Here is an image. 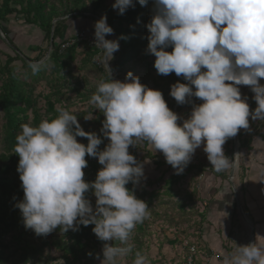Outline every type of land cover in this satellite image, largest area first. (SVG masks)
I'll use <instances>...</instances> for the list:
<instances>
[{
  "label": "clouds",
  "instance_id": "clouds-1",
  "mask_svg": "<svg viewBox=\"0 0 264 264\" xmlns=\"http://www.w3.org/2000/svg\"><path fill=\"white\" fill-rule=\"evenodd\" d=\"M137 2L148 4V0ZM134 7V0H115L112 5L119 15ZM154 9L146 25L147 52L155 56L158 75L175 73L187 82L170 87L169 94L178 104L191 97L202 101L189 118L178 123L181 117L170 110L162 92L141 84L131 72L125 82L111 78L109 62L120 45L118 39L105 38L114 30L102 16L94 24V40L103 50L102 63L110 81L98 83L89 103L102 112L100 133L109 143L99 150L100 136L85 131L77 116L64 109L38 126L21 124L16 136L14 151L24 196L15 207L23 226L46 237L58 228L66 233L78 231L80 225H94L92 232L105 242L100 264H117L131 253L129 239L137 224L150 215L148 204L126 187L138 185L144 177L143 164L129 153L130 146L147 142L164 155L176 174H182L203 144L212 169L221 172L233 167L240 156L225 155L227 140L249 129V118L264 121V84L260 83L264 79V0H154ZM29 67L33 73L40 70L38 63ZM238 86H248L254 93V110L250 111ZM77 137L86 138L87 146ZM86 156L102 166L93 182L84 180ZM89 191L95 197L94 208L86 196ZM258 239L264 237L257 235L255 242L237 245L223 264H264V245ZM133 264H147V259L137 252Z\"/></svg>",
  "mask_w": 264,
  "mask_h": 264
},
{
  "label": "rangeland",
  "instance_id": "rangeland-1",
  "mask_svg": "<svg viewBox=\"0 0 264 264\" xmlns=\"http://www.w3.org/2000/svg\"><path fill=\"white\" fill-rule=\"evenodd\" d=\"M13 1L10 3V7L19 11L20 5ZM72 1L49 0V11L54 13L55 17L52 21V26L54 27L57 22H63V39L56 40L55 44H59L61 41L65 43L73 41L71 44L80 42L75 40L76 31L80 28L86 30L85 32H89L88 34L93 33L94 35V24L97 19H92L90 13L95 0H82L79 4V10L81 11L79 15H82V17L78 19H72L75 14H70ZM113 1L106 0L105 5H109ZM154 14L155 11L151 12V18ZM5 19L4 30L8 40L14 47L19 49L22 57L28 59L27 64L38 63L40 65L38 72L33 73L32 71L25 77L27 68L23 67L20 62L13 63V65H16L15 74L22 76L24 82L21 88L31 96L32 106L27 112L28 119L23 124H31L33 110L38 111L41 115L43 114L45 109L44 97H48L54 103V109L58 113L60 109H64L76 115L78 122L85 131H91L92 129L100 131L104 116L95 105L89 103L86 97L96 92L99 82H108L105 79L110 78L109 74L105 73L108 72L107 69L103 66L104 72L103 68H98L94 62L95 60L102 62L103 51L94 59V57L88 56L87 47L79 43L76 49V59L70 64L68 70L55 74L49 65L44 66L51 53V48L48 41L44 38L43 32L36 26L28 23L21 12H13L6 16ZM85 19H92L94 22L87 21V24H89L86 25L84 23ZM78 23L84 24L78 28ZM4 35L2 34L0 40V66L5 63L6 56L14 57V52L4 40ZM105 38L116 40L114 35H109ZM119 52L118 50L113 54L114 59L109 63V67L117 65L119 62ZM146 63H150V66L147 67ZM152 63L153 56L151 54L148 52L140 54L134 61L128 64L119 67L118 65L114 66L111 78L113 80H119L118 78L125 79L127 73L131 72L134 76L139 77L141 84L153 89L152 80L157 79V73ZM114 75L118 78H115ZM260 83L264 84V79H261ZM238 87L240 88L242 98L247 97L250 111L254 110L257 107L255 101L252 99L254 93L251 92L248 86ZM159 91L163 93V97L170 110L181 117L178 121L181 124L184 119L189 118L192 108L202 103L201 100H194V97H191L187 103L180 105L175 99H170L167 96L166 89L164 91L162 87ZM85 117H90L92 120L86 121ZM2 123L0 118V165L2 160L11 156V151L7 149L3 141ZM249 124V129H241L238 134L241 135V140L248 141V146H251L255 138L264 137V121L249 118ZM104 141V145L106 146L109 141L106 138ZM144 144V141H136L135 146L129 147V153L137 155L138 158L145 152L150 153L152 156L151 159L142 162L144 177L141 178L135 191L136 195H140L144 191L147 194L154 193L155 197H152L149 203H147L150 208V215L142 222L141 231L139 232L135 228L129 239V244L132 245V252L120 258L117 264H133L137 252L146 257L147 264H184L190 247H194L195 252L197 251L196 248L199 249L196 252L198 259L196 264H209L210 256L212 257L213 254L202 242V233L206 224L205 214L210 207V199L219 192L221 187L220 178L224 177L221 179L222 184L224 181L227 182L226 172H216L212 169L206 153L200 151L192 157L191 162L188 164L194 165L195 168L190 171L185 168L183 171L184 176L176 184L172 185L170 193H167L168 186H165L167 180L172 176H179L180 174H176V170L166 163L165 157L162 156L161 152L156 151L148 143ZM244 148L240 149L239 142L237 154H240V156L237 157L235 178L237 174L240 176L244 173V167L242 166L246 152L243 150ZM223 149L226 151V156L229 155L228 151L233 152V138L227 140ZM154 162L165 164L156 167L153 164ZM206 176L215 178L216 183L210 181V184L205 186L204 179ZM8 184L15 188H22L20 179L12 180ZM239 192L242 193L241 190ZM240 193L238 198L241 203L242 197ZM147 199L148 196L144 198V200ZM90 201L94 208V195H91ZM3 212V210H0V215ZM231 227L233 231L230 234L236 237L242 231L244 235L241 239L237 240L238 244L234 242L235 247L229 246V242L233 243L230 239L222 241L225 244L223 245V249L226 252L224 258L235 253L237 245H247L250 242V239L248 242V238L251 228L243 221L237 208L231 218ZM60 235V232L54 230L46 237H38L32 230L25 229L24 226H14L11 229L4 230L0 236V264H24L23 259L20 257V251L25 245L42 248V254L29 257L26 264H63V261L60 259L61 254L58 251L54 248L43 246L44 242L54 239V237H60ZM102 248L103 245L97 248V256L99 255L100 259L95 258L92 264H100V261L103 259Z\"/></svg>",
  "mask_w": 264,
  "mask_h": 264
},
{
  "label": "trees",
  "instance_id": "trees-1",
  "mask_svg": "<svg viewBox=\"0 0 264 264\" xmlns=\"http://www.w3.org/2000/svg\"><path fill=\"white\" fill-rule=\"evenodd\" d=\"M12 1L13 0H0V29L1 32L5 34L4 40L6 44L14 52V57L6 56L5 63L0 66V118L3 122L1 128L3 132L4 144L7 149L11 151V156L2 160L0 165V210L4 211L3 214L0 215V236L4 230L11 229V227L14 226H23L20 210L15 207V205L23 199V189L20 187L15 188L12 185H9L8 182L11 183L12 180L19 179V173L17 172L19 157L14 151L16 136L21 132L20 125L28 119L27 112L32 106L30 100L31 96L21 88L24 82L22 80V76L15 74L16 65H13V63L20 62L23 67L27 68L25 77L32 72V69L29 67L30 64H27L28 59L20 57V54H18L19 49L14 47V45L8 40L4 30V21L6 20L5 17L13 12H21L24 14L28 23L36 26L39 30H41V32H43L44 38L48 41L51 48V53L48 56L47 61L44 63V66L49 65L55 74H59L60 71L68 70L70 64L76 59V49L78 48L79 43L87 47L86 49L89 57H94L95 59V57L97 58L101 53L95 48L82 42H75L63 50H60L61 46L65 44V42L61 41L59 44H55L54 42L58 39H63V22H57L54 27L52 26V21L55 17L54 13L49 11V0L13 1L20 5L19 11L10 7V3ZM105 1L106 0H95L91 7L90 14L92 19H97L95 21L100 20L102 16L107 17L108 26L114 30L112 35H114L116 40H119L120 52L119 62L117 63L119 67L134 61L138 55L145 54L147 52V36L149 35V32L146 25L151 22V12L155 11L154 0H148V4L146 6H141L137 0H134L135 7L129 8L123 15H119L118 10L112 9V5L115 3V0L109 5H105ZM81 2L82 0L72 1V4L70 5V14H75L72 19L82 17V15H79L81 13L79 10V4ZM92 19H89V21L94 22ZM121 37L123 38L120 39ZM166 51L171 52L172 49L168 48ZM143 56L146 57L145 55ZM154 61L155 56H153V67ZM117 65L109 67L110 71L112 72L114 66ZM145 65L148 67L150 66V63H146ZM98 68H103V71L105 72L102 65L98 66ZM105 73L108 75V72ZM115 78L118 77L115 76ZM118 79L125 82V79ZM105 80L110 81V78ZM177 82L187 83L184 81L183 77H177L175 73H171L167 76L157 74V79L152 80L153 89L159 90L163 87L164 91L166 89L168 94L167 96L170 99H174L169 94L170 87ZM91 96L92 95L87 96L86 99L90 101ZM44 100V112L41 115L38 111L33 110L31 126H38L41 121L45 119L51 120L58 116L59 113L54 109V103L51 102L48 97H44ZM194 100L199 99L194 97ZM87 132H96L97 135L100 136L103 143L99 146V150H103L105 147V138L102 136L100 131L92 129ZM77 140L87 146L88 141L86 138L77 137ZM240 140L241 135H239L240 149L248 146V141ZM146 144L147 142H145L144 145ZM132 155H134L140 163L144 160L152 158L148 152H145L139 158L135 154ZM85 159L88 161V166L83 170L85 173L84 180L86 182H93L96 178L97 172L102 168V166L98 163L96 158L86 156ZM153 164L158 167L163 166L165 163L154 162ZM194 168V165H188L186 167L188 171L193 170ZM183 176L184 173L179 176H172L167 180L165 185L166 187L168 186L167 193H170L171 186L176 184ZM136 186L129 183L126 187L130 190H134V194L138 199L149 203L150 199L155 197L154 193L147 194L144 191L140 195H136ZM91 195V191L86 194L89 200ZM146 196H148V199L144 200ZM9 205H11V207H9ZM93 227L94 225H89L87 227L80 225L78 231L69 230L66 233H62L58 228L56 229V232L61 233L60 237H54V239L44 242L43 246L51 247L58 251L61 254L60 259L64 261V264H92L98 254L97 248L105 243L97 239L95 234L92 232ZM141 228L142 223L137 224L136 230L140 232ZM113 243L118 244L119 242ZM196 250L199 251L198 248H196ZM196 252L192 264H196L198 261ZM89 253H91V255H89ZM41 254V247L34 248L25 245L20 251V257L23 259L24 264H26L29 257ZM187 256L185 257L184 264H186Z\"/></svg>",
  "mask_w": 264,
  "mask_h": 264
},
{
  "label": "crops",
  "instance_id": "crops-1",
  "mask_svg": "<svg viewBox=\"0 0 264 264\" xmlns=\"http://www.w3.org/2000/svg\"><path fill=\"white\" fill-rule=\"evenodd\" d=\"M87 21L89 22V20H85V22L83 20L86 25L89 24H87ZM84 23H78V28H80V26L82 27ZM85 31L86 30L80 28L76 32L79 34ZM243 150L246 151L244 156L245 159L242 163L244 173L240 176L237 174L236 178L233 174L232 186L235 187L237 198L239 197V190H241L242 193L244 192V194L240 193L242 201L239 203L247 221L252 227V242H255L257 235L264 237V137L255 138L252 145ZM200 151H203V144L195 151L194 155H197ZM225 152L226 151H224V153ZM228 152L229 155H227V157L230 159L233 158V152ZM210 166L212 165L210 164ZM224 171L226 172L225 175H227V182L224 181L222 184L221 179L224 177L220 178L219 182L221 187L219 192L210 199L211 204L205 214L206 224L204 225L205 227L202 233V242L213 254L212 257L210 256L209 264H223L226 252L223 249V245L225 244H223L222 241L230 239L233 243L229 242V246L235 247L234 242L237 243V240L241 239L244 235L242 231L236 237L230 234V232L233 231L231 227V218L235 213L237 205L236 199L231 191L232 187L228 181L232 167ZM210 181L216 183L215 178L206 176L204 179L205 186H208ZM249 239L250 236L248 242ZM257 243L259 245H264V240L258 239Z\"/></svg>",
  "mask_w": 264,
  "mask_h": 264
},
{
  "label": "built area",
  "instance_id": "built-area-1",
  "mask_svg": "<svg viewBox=\"0 0 264 264\" xmlns=\"http://www.w3.org/2000/svg\"><path fill=\"white\" fill-rule=\"evenodd\" d=\"M75 40L76 41H80V42H82V43H84V44H86V45H88L90 47H93L96 50H98L99 52L103 51L102 49L97 48L95 46V40H94V35L93 34H88L87 32H81V33L76 35ZM71 42H73V41H68L65 44H63L61 46L60 50L66 48L69 45H71ZM94 62H95V64L97 66H100V65L104 66V64L102 62H100L99 60H95ZM121 82H124V81H121ZM162 156H164V155L162 154ZM194 257H195L194 247H190L189 254H188V257L186 259V264H192L193 260H194Z\"/></svg>",
  "mask_w": 264,
  "mask_h": 264
},
{
  "label": "water",
  "instance_id": "water-1",
  "mask_svg": "<svg viewBox=\"0 0 264 264\" xmlns=\"http://www.w3.org/2000/svg\"><path fill=\"white\" fill-rule=\"evenodd\" d=\"M2 32H1V29H0V37H2ZM18 54H20L19 52H18ZM20 57H22L21 55H20ZM23 59H26V58H24V57H22ZM152 88V87H151ZM233 144H234V149H233V157H234V155L235 154H237V151H238V148H239V134H237L235 137H233ZM237 168V158H236V160H235V162H234V165H233V167H232V171H231V173L229 174V183H230V185H231V187H232V191H233V194H234V197H235V199H236V205H237V209H238V211H239V213L241 214V216H242V219L249 225V227L252 229V227H251V225L249 224V222L247 221V219H246V217H245V215H244V213H243V211H242V208H241V206H240V203H239V200H238V198H237V194H236V191H235V188L232 186V179H233V174H234V171H235V169ZM250 240H251V243H252V240H253V233H251V235H250Z\"/></svg>",
  "mask_w": 264,
  "mask_h": 264
},
{
  "label": "bare ground",
  "instance_id": "bare-ground-1",
  "mask_svg": "<svg viewBox=\"0 0 264 264\" xmlns=\"http://www.w3.org/2000/svg\"><path fill=\"white\" fill-rule=\"evenodd\" d=\"M247 224V223H246ZM250 243H251V240H250Z\"/></svg>",
  "mask_w": 264,
  "mask_h": 264
}]
</instances>
